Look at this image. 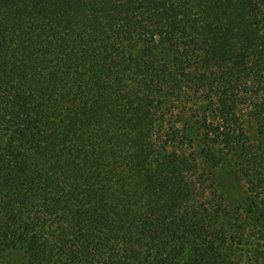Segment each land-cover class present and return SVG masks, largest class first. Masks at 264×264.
<instances>
[{"label":"trees","instance_id":"16d2710c","mask_svg":"<svg viewBox=\"0 0 264 264\" xmlns=\"http://www.w3.org/2000/svg\"><path fill=\"white\" fill-rule=\"evenodd\" d=\"M0 264H264V0H0Z\"/></svg>","mask_w":264,"mask_h":264},{"label":"rangeland","instance_id":"374dc122","mask_svg":"<svg viewBox=\"0 0 264 264\" xmlns=\"http://www.w3.org/2000/svg\"><path fill=\"white\" fill-rule=\"evenodd\" d=\"M19 261V260H18Z\"/></svg>","mask_w":264,"mask_h":264}]
</instances>
